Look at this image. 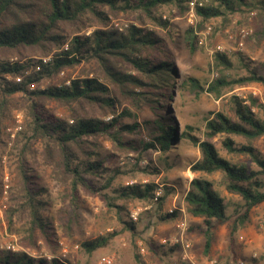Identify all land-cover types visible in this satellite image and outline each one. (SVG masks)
I'll return each instance as SVG.
<instances>
[{
	"label": "trees",
	"instance_id": "16d2710c",
	"mask_svg": "<svg viewBox=\"0 0 264 264\" xmlns=\"http://www.w3.org/2000/svg\"><path fill=\"white\" fill-rule=\"evenodd\" d=\"M191 1L0 0V145L3 143L1 128L6 111L18 93L22 94L27 119L23 145L14 167L15 190L10 195L6 220L10 231H17L13 226L15 222L19 224L18 233L27 240L26 243L35 246L41 240L51 247L53 254L57 250L55 233L44 215L48 206L44 196L48 197V192L36 187L39 176L26 156L31 141L42 142L45 165L50 167L56 179L67 180L75 205L81 189L95 192L92 184L100 182L98 179H105L100 188H106L117 173L114 170V175H108L110 171L105 163L112 155L97 138L109 142L120 152L154 150L166 168L177 164L178 154L174 153L180 141L186 139L198 147L200 158L190 163V172L207 176L219 173L225 191L241 200L230 224L231 235L244 225L255 206L264 203V155L253 146V142L264 136V119L252 110L255 107L264 113V106L254 98H250L247 104L232 97L233 115L219 111L210 113L204 124L202 140L189 131L179 133L171 117L168 119L158 114L156 119L143 122L150 126V140L140 142L141 147H134L133 142L124 138L125 134L140 129L138 118L145 109L152 112L168 110L165 104L173 96L179 74L171 61L165 38L174 37L176 34L172 32H180L190 53H194L198 45L192 26L181 31L169 28L161 9L171 6L183 12ZM249 8V0H199L194 4L195 15L203 20L228 18ZM127 12H137V20L151 27L131 24L119 31L112 21ZM65 44L67 50L61 51ZM51 50L55 53L47 64L40 65L39 71L36 70L38 61L33 58L24 60L35 54L46 55ZM14 56L20 60L10 61ZM217 58L218 64H228L223 54ZM80 64L84 66L75 79L65 78L58 80V85L31 89L41 80L57 79L60 73ZM8 76L11 80L7 79ZM17 76H21V82L14 80ZM67 80L68 86L65 85ZM250 82L264 85V78L253 72L231 80L219 77L205 91L219 98L225 88ZM193 87L200 89L196 83ZM48 101L65 104L68 114L57 116L46 106ZM232 135L242 137L246 144L236 145ZM216 136H224L222 146L229 154L248 157L256 169L222 157L210 141ZM89 176L97 180H92L91 184ZM155 186L133 184L115 192L119 198L127 200L153 201ZM167 194L169 192L164 191L157 203L160 204ZM184 200L187 212L202 219L203 250L207 255L213 246L216 228L231 219L224 198L212 181L197 176L189 181ZM175 213L166 216L173 218ZM108 240V236H100L81 241L79 245L90 254L105 246ZM170 248L178 247L171 245ZM0 264L69 263L59 257H33L23 251L3 249L0 250Z\"/></svg>",
	"mask_w": 264,
	"mask_h": 264
},
{
	"label": "rangeland",
	"instance_id": "374dc122",
	"mask_svg": "<svg viewBox=\"0 0 264 264\" xmlns=\"http://www.w3.org/2000/svg\"><path fill=\"white\" fill-rule=\"evenodd\" d=\"M198 1L191 2L195 4ZM249 1L251 8L231 14L228 18L203 20L193 11L191 22L190 3L183 12L171 6L161 9L163 19L170 24L169 28L175 27V31H181L192 26L197 35L198 48L194 53H190L180 32H172L177 36L165 38L171 61L176 65L179 74L173 96L165 104L168 110L152 112L145 109L138 118L140 129L136 133L125 134L126 141L133 142L134 147H141L140 142H148L150 126L143 122L156 119L157 114L168 119L171 117L178 126L179 133L183 130L189 131L202 140L204 124L210 113L219 111L233 115L230 102L232 97H237L247 104L250 98H254L264 106V85L258 82L225 88L219 98L205 91L207 86L219 77L231 80L246 77L253 72L264 78V0ZM138 15L137 12H127L121 18L113 20L112 24L119 31L131 24L151 27L150 24H141L137 20ZM86 33H89V30ZM218 46L221 47L220 50L217 49ZM54 53L55 50H51L46 55L35 54L27 56L24 60L33 58L37 61L41 57H52ZM219 54L225 56L228 64H218ZM19 60L17 56L10 58V61ZM82 66L84 65L80 64L65 70L57 79H43L31 86V89L58 85V80L65 78L75 79ZM7 79L11 80V77L8 76ZM66 82L65 85L68 86ZM194 83L203 90L193 87ZM13 99L14 102L6 111V119L1 128L3 143L0 145V245L3 247L10 243L17 249L15 252L23 251L33 257H59L69 264H96L100 258L107 256L115 257L116 264H171L180 259L182 250L179 247L171 250V245L164 244L163 241L179 236L177 223L185 219L187 228L183 236L190 244L188 255L191 264H264V203L255 206L244 225L231 235L230 224L241 200L237 195L225 191L219 173L207 176L190 172L189 165L200 158V152L198 147L186 139L180 141L175 150L174 154H178L177 164L166 168L164 161L158 158V153L154 150L140 152L130 149L128 152H120L113 149L109 142L97 138L109 155H112L105 163L109 167L108 175H114V170H117V173L110 185L103 189L100 187L105 179H98L100 182L92 184L91 181L97 179L89 176V183L93 185L95 192L81 189L76 205L71 199L67 180L62 177L56 179L50 167L45 165L42 142L31 141L26 156L39 176L36 187L48 192V197L44 196L48 203L44 215L55 233L57 250L53 254L51 247L41 240H38L35 246L26 243L27 240L18 233L19 224L15 222L13 226L17 231H10L6 220V213L11 204L10 195L15 190L14 167L23 145L22 137L27 121L22 94L14 95ZM46 106L57 116L64 117L68 114V108L63 103L48 101ZM252 110L259 118L264 119L262 110L255 107ZM124 122L129 120L124 119ZM17 125L20 126L19 131H15ZM231 138L236 145L246 144L242 137L232 135ZM223 139L224 136H216L210 140L222 157L256 169L248 157L229 154L222 146ZM253 146L264 155V136L253 142ZM174 154H170L171 157ZM197 176L213 182L214 188L224 198L227 214L231 216L226 224L216 228L213 246L207 255L203 250L202 219L187 212L184 200L189 181ZM148 183L161 188L163 193L169 192L160 204L158 201L119 198L115 192L120 187ZM169 208H175V217L166 216ZM133 213L136 214L135 221L131 217ZM100 236L109 237L107 244L90 254L79 245L81 241Z\"/></svg>",
	"mask_w": 264,
	"mask_h": 264
},
{
	"label": "built area",
	"instance_id": "2783aa9c",
	"mask_svg": "<svg viewBox=\"0 0 264 264\" xmlns=\"http://www.w3.org/2000/svg\"><path fill=\"white\" fill-rule=\"evenodd\" d=\"M194 2H190V7H189V16H190V22L191 19H193L194 17ZM68 48L67 44L63 46L62 51H66ZM218 50L221 49L220 46L217 47ZM51 57H41L39 58L37 61V65H36V70L39 71L40 69V65H45L50 61ZM21 76H17L15 77V81L16 82H21ZM67 85H69V81L66 82ZM19 123V120H18ZM20 126L17 125L16 126V130L15 131H19ZM8 131H10V129H8ZM14 134H11V137H13ZM163 194V191L161 188H156L155 192H154V197H153V201H158V199L161 197V195ZM175 208H169L168 209V213L172 214L174 212ZM132 219L135 221L136 220V214H132L131 215ZM177 228L180 231V235L176 236L172 239L169 240H164L163 243L164 244H171V245H176L177 247H179L182 250V255L180 257V259L178 261H174L171 264H191L190 263V258L188 255V251L190 250V244L184 240V236L183 233L186 231L187 225H186V220L185 219H181L178 221L177 223ZM0 249H5V250H9V251H13L15 252L17 249L11 245L10 243L5 245L4 247L2 245H0ZM96 264H116V260L115 257L113 256H107V257H103L100 258Z\"/></svg>",
	"mask_w": 264,
	"mask_h": 264
}]
</instances>
